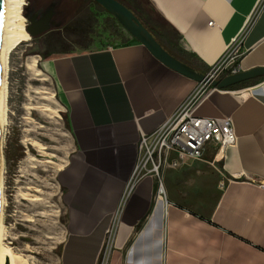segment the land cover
Returning <instances> with one entry per match:
<instances>
[{"label":"crops","instance_id":"crops-1","mask_svg":"<svg viewBox=\"0 0 264 264\" xmlns=\"http://www.w3.org/2000/svg\"><path fill=\"white\" fill-rule=\"evenodd\" d=\"M147 2L197 57V71L232 44L240 71L264 67V0ZM42 66L72 138L57 173L65 218L58 264H98L106 243V264H264V188L257 183L264 179V79L212 86L194 107L199 116L229 117L237 137L222 154L206 150L194 170H172L191 171L193 181L206 173L221 180L201 215L157 196L151 175L133 177L141 134L155 131L197 81L134 38L52 56Z\"/></svg>","mask_w":264,"mask_h":264},{"label":"rangeland","instance_id":"rangeland-1","mask_svg":"<svg viewBox=\"0 0 264 264\" xmlns=\"http://www.w3.org/2000/svg\"><path fill=\"white\" fill-rule=\"evenodd\" d=\"M23 1L24 28L30 25L28 18L33 13L41 17L49 10L54 11L57 22L51 25V30L59 27L65 37L64 43L52 44L54 51L80 50L133 39L93 0ZM77 28L85 32L73 33ZM44 49L42 36H29L5 53L1 242L25 264H58L65 233L57 173L68 159L72 138L53 82L42 66L44 58L39 53ZM46 106L52 111L45 110ZM196 163V160L184 159L178 168L191 165L190 170H194L198 167ZM172 170L165 169V178H162L165 196H161L181 200L198 214L209 212L221 180L217 184L215 176L206 173L193 181L196 177H192L191 171L174 174ZM167 187L171 188L170 193Z\"/></svg>","mask_w":264,"mask_h":264},{"label":"built area","instance_id":"built-area-1","mask_svg":"<svg viewBox=\"0 0 264 264\" xmlns=\"http://www.w3.org/2000/svg\"><path fill=\"white\" fill-rule=\"evenodd\" d=\"M238 44L230 45L223 55L205 72L208 80L218 79L240 71ZM212 87L208 81L197 82L194 88L176 107L174 112L152 133L141 134L138 142V159L133 177L151 175L157 180V196L164 195L163 173L166 168H177L181 160L203 159L206 150L214 156L237 141L229 117H203L194 113L196 103ZM264 188V179L257 182ZM108 243L105 244L98 264H106Z\"/></svg>","mask_w":264,"mask_h":264},{"label":"water","instance_id":"water-1","mask_svg":"<svg viewBox=\"0 0 264 264\" xmlns=\"http://www.w3.org/2000/svg\"><path fill=\"white\" fill-rule=\"evenodd\" d=\"M105 11L112 15L118 23L139 43L144 45L159 61L173 70L200 82L208 81L213 87L225 88L229 85L254 77L264 76V67H255L246 71L227 74L218 79L208 80L205 73H201L186 63L171 55L155 39L151 32L139 21L134 13L118 0H93ZM1 0H0V29H1ZM52 11H47L40 19L29 17L30 25L26 27L29 36L34 37L48 31Z\"/></svg>","mask_w":264,"mask_h":264},{"label":"trees","instance_id":"trees-1","mask_svg":"<svg viewBox=\"0 0 264 264\" xmlns=\"http://www.w3.org/2000/svg\"><path fill=\"white\" fill-rule=\"evenodd\" d=\"M128 7L134 15L139 19V21L151 32L155 39L166 49L171 55L180 61L186 63L187 65L197 69V57L178 45L179 34L168 25L163 19H161L153 10V8L148 4L147 0H118ZM116 20V19H115ZM117 21V20H116ZM118 22V21H117ZM113 29L116 31V27L113 25ZM54 30V31H52ZM51 28L44 32L43 34L37 35L42 36L45 42V49L39 54L42 58L47 59L52 56L67 54L73 51V48H64L59 51L52 50V44H62L65 42V37L60 34L59 27L56 29ZM85 30L80 28L73 29V33L81 35ZM87 47V46H86ZM209 69L206 68L205 72ZM264 79V76L254 77L251 79H246L238 83L227 86L226 88H240L254 84L260 80ZM65 126L68 128L66 122V115L63 114Z\"/></svg>","mask_w":264,"mask_h":264},{"label":"bare ground","instance_id":"bare-ground-1","mask_svg":"<svg viewBox=\"0 0 264 264\" xmlns=\"http://www.w3.org/2000/svg\"><path fill=\"white\" fill-rule=\"evenodd\" d=\"M23 0H1L0 29V264H25V261L1 242L2 208H3V156L1 153L2 127L4 123V92H5V53L20 41L28 39L24 28V18L21 15ZM46 93V92H45ZM52 111L50 107L44 108Z\"/></svg>","mask_w":264,"mask_h":264},{"label":"flooded vegetation","instance_id":"flooded-vegetation-1","mask_svg":"<svg viewBox=\"0 0 264 264\" xmlns=\"http://www.w3.org/2000/svg\"><path fill=\"white\" fill-rule=\"evenodd\" d=\"M52 11V10H51ZM44 15V14H43ZM42 15V16H43ZM31 16H34L35 17V21H37L38 19H40L41 17H37L38 16V14L35 12V13H33ZM55 21L57 22V17H56V15H55V13H54V11H52V13H51V18H50V26L52 25V24H54L55 23Z\"/></svg>","mask_w":264,"mask_h":264}]
</instances>
